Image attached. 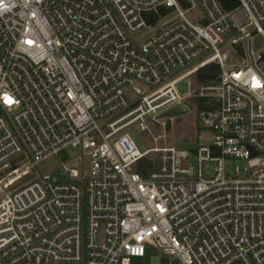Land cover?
I'll list each match as a JSON object with an SVG mask.
<instances>
[{
  "label": "built area",
  "instance_id": "2783aa9c",
  "mask_svg": "<svg viewBox=\"0 0 264 264\" xmlns=\"http://www.w3.org/2000/svg\"><path fill=\"white\" fill-rule=\"evenodd\" d=\"M188 1L0 0V264H264V0ZM187 99L210 140L139 149Z\"/></svg>",
  "mask_w": 264,
  "mask_h": 264
},
{
  "label": "rangeland",
  "instance_id": "374dc122",
  "mask_svg": "<svg viewBox=\"0 0 264 264\" xmlns=\"http://www.w3.org/2000/svg\"><path fill=\"white\" fill-rule=\"evenodd\" d=\"M255 47L263 46V40L257 36L254 39ZM220 52L224 56L227 69L237 68L241 64L240 59L232 49L227 46L220 47ZM188 69L186 67L184 70ZM191 88H199L195 80V75L190 76ZM187 112L183 115L163 119L166 126L150 124L148 132H142L136 127L129 129L130 136L135 140L139 149H145L158 145H179V144H201L207 143L210 140V132L206 129H201L197 121V103L196 100L187 99L183 102ZM200 136V139L197 137ZM58 160L51 158L40 164L39 170L41 173L48 172L58 166ZM194 164V162L192 161ZM236 166H240L236 161H231L228 164L230 170ZM157 258L151 261V264H157Z\"/></svg>",
  "mask_w": 264,
  "mask_h": 264
},
{
  "label": "trees",
  "instance_id": "16d2710c",
  "mask_svg": "<svg viewBox=\"0 0 264 264\" xmlns=\"http://www.w3.org/2000/svg\"><path fill=\"white\" fill-rule=\"evenodd\" d=\"M177 1L179 2L182 8L189 7L188 0H177ZM219 2L221 3L223 9L226 12H231L238 7V0H219ZM160 13L164 15L166 13H169V11L165 9H160ZM219 74H220L219 66L217 64L210 63L205 67L199 69L195 73V80L198 84L208 85L215 82V80L218 79ZM203 107L204 106L200 104L199 109Z\"/></svg>",
  "mask_w": 264,
  "mask_h": 264
},
{
  "label": "water",
  "instance_id": "95a60500",
  "mask_svg": "<svg viewBox=\"0 0 264 264\" xmlns=\"http://www.w3.org/2000/svg\"><path fill=\"white\" fill-rule=\"evenodd\" d=\"M180 94H184L187 92V89H188V79L185 78L183 81H181L178 86H177ZM187 111H186V108L182 107V106H177L176 108L170 110V111H167L166 113H164L163 116H166V117H175V116H179V115H183L185 114ZM181 147H188L187 145H181Z\"/></svg>",
  "mask_w": 264,
  "mask_h": 264
}]
</instances>
